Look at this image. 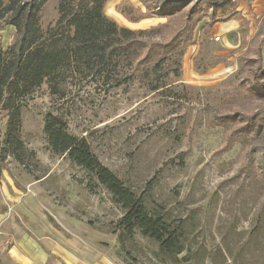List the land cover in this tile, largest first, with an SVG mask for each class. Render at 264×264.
<instances>
[{
  "label": "rangeland",
  "instance_id": "374dc122",
  "mask_svg": "<svg viewBox=\"0 0 264 264\" xmlns=\"http://www.w3.org/2000/svg\"><path fill=\"white\" fill-rule=\"evenodd\" d=\"M59 1L48 0L39 13L44 37L55 25ZM231 3L189 2L226 14L210 29L203 27L206 20L197 24L181 76H169L166 92H149L137 80L112 87L93 73H74L57 87L42 83L22 99L19 136L34 157L22 164L6 153L0 163V225L14 220L44 251L42 243L60 246V255L46 251L45 264H264V176L249 161L252 140L236 129L241 118L221 125L211 117L213 106L244 115L264 108V97L223 107L227 95L240 94L251 81L264 83V0ZM151 4L106 0L103 14L129 29L158 28L146 38L162 45L178 23L156 17ZM15 36L12 25L0 22L2 51ZM47 112L62 115L69 132L86 137L126 184L137 192L149 187V207L161 205L169 219L182 220L188 261L163 257L139 233L120 244L122 211L102 187H86L83 170L50 152L42 130ZM5 120L0 110V140ZM20 201L27 216L21 205L13 207ZM4 239L0 235L5 245Z\"/></svg>",
  "mask_w": 264,
  "mask_h": 264
},
{
  "label": "trees",
  "instance_id": "16d2710c",
  "mask_svg": "<svg viewBox=\"0 0 264 264\" xmlns=\"http://www.w3.org/2000/svg\"><path fill=\"white\" fill-rule=\"evenodd\" d=\"M47 1L0 0V22H7L16 31L8 49H0V110L6 113L0 163L6 153L22 164L34 157L19 136L21 107L22 99L42 83L57 87L69 74L93 73L112 87L137 80L149 92H166L169 76L175 79L181 76V59L197 24L206 20L203 27L210 29L226 14L224 9L210 11L204 6L190 5L191 0H151L156 17L178 23L171 39L159 45L146 38L158 28L133 30L106 17L103 14L106 0H60L55 25L44 37L39 27V13ZM198 1L214 7L230 1V6L235 7L241 0ZM122 11L126 14L130 9ZM260 34V43L264 44V29ZM260 53L258 50L257 54ZM259 69L260 66L256 70ZM240 85L243 87L242 83ZM243 88L238 95H227L223 107L243 105L248 99L264 97V83L251 81ZM258 110L246 115L240 109L221 113L213 106L211 117L213 124L221 125L241 118L242 123L236 129L252 140L249 161H253L264 176V108ZM42 130L50 152L83 170L86 187L89 190L102 187L120 208L122 215L116 223L120 244L124 245L139 233L153 241L163 257L174 262L188 261L182 220L169 219L161 205L149 207L145 198L149 187L137 192L126 184L100 160L86 137L69 132L62 115L47 112ZM40 178L42 176L36 179Z\"/></svg>",
  "mask_w": 264,
  "mask_h": 264
},
{
  "label": "crops",
  "instance_id": "0c3cea01",
  "mask_svg": "<svg viewBox=\"0 0 264 264\" xmlns=\"http://www.w3.org/2000/svg\"><path fill=\"white\" fill-rule=\"evenodd\" d=\"M18 205H21L20 212L27 216V212L25 207L23 206V203L15 202L13 204V207H19ZM6 229L4 232H1L0 235L4 236L5 245L4 243H0V264H45L48 260L47 252H54L57 253L60 251V246H57L56 244L46 246L44 243H42L46 249L44 251L40 247L35 244L34 240H30L28 238V235L20 225L15 223L14 220L11 221V219H5L2 221L0 228ZM7 237H9V244H7ZM42 241V239H40ZM43 242V241H42ZM11 243V244H10ZM4 246L5 249H4ZM29 246L32 251L29 249H26L25 247ZM2 253H5L3 259L1 257ZM60 255V253H57ZM4 258L7 259L6 263L3 261ZM19 258L21 260H19Z\"/></svg>",
  "mask_w": 264,
  "mask_h": 264
},
{
  "label": "built area",
  "instance_id": "2783aa9c",
  "mask_svg": "<svg viewBox=\"0 0 264 264\" xmlns=\"http://www.w3.org/2000/svg\"><path fill=\"white\" fill-rule=\"evenodd\" d=\"M214 38H215L216 40H218V39H219V36H215Z\"/></svg>",
  "mask_w": 264,
  "mask_h": 264
}]
</instances>
